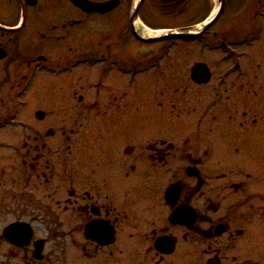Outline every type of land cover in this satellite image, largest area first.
I'll use <instances>...</instances> for the list:
<instances>
[{
	"label": "flooded vegetation",
	"instance_id": "flooded-vegetation-1",
	"mask_svg": "<svg viewBox=\"0 0 264 264\" xmlns=\"http://www.w3.org/2000/svg\"><path fill=\"white\" fill-rule=\"evenodd\" d=\"M263 65L264 0H0V264H264ZM140 75L136 154L101 119Z\"/></svg>",
	"mask_w": 264,
	"mask_h": 264
},
{
	"label": "rangeland",
	"instance_id": "rangeland-1",
	"mask_svg": "<svg viewBox=\"0 0 264 264\" xmlns=\"http://www.w3.org/2000/svg\"><path fill=\"white\" fill-rule=\"evenodd\" d=\"M255 52V56H257ZM171 58L175 59L176 62L172 64L173 66L171 68H168L167 73H177L179 72L178 70H181L183 68L184 63L181 62L183 57L179 56L177 52H175V54ZM250 64L251 63L248 62L247 67L250 66ZM113 76L115 75L111 74L108 77L111 85L109 86V84L106 82V89L109 88L111 90H115L120 85L124 86L122 81H115V78ZM146 80L147 76H138L135 86L133 87L132 85H130L127 87V89L129 90L135 89V91L137 92L135 100L131 103H125V101L120 102L119 108L113 109V111L108 114L109 118L104 117L101 119L103 131L111 133L114 131V129H119V131H116L117 134L113 137V140L116 141L118 145L129 144L132 150H136V154L138 153V147L145 144L147 139L152 136V134H149L150 132H148L147 127L155 122L151 118V110L146 106L145 100L141 98V96L143 95L142 92L144 86L146 85ZM13 83L14 82H11L10 84ZM37 89L38 86H36L35 84L28 89L26 93V100L28 101V104L26 107L22 108L21 113L14 121H24L26 123L32 122L34 111L40 108V103L42 102L43 97L46 94ZM102 93L103 92H101V95H103ZM112 94L114 95L116 94V92ZM251 101L252 99L250 100V102ZM1 115L2 113H0V116ZM169 130L170 133L168 132L167 134H169L170 138L185 136V133L188 132L187 129H184V127L179 125L178 123L175 125H171L169 127ZM19 132L20 130H17L16 132L15 129L10 128L4 131L0 130V143H9L11 145L14 144L15 138L17 137ZM8 153L9 151H4L2 155Z\"/></svg>",
	"mask_w": 264,
	"mask_h": 264
},
{
	"label": "bare ground",
	"instance_id": "bare-ground-1",
	"mask_svg": "<svg viewBox=\"0 0 264 264\" xmlns=\"http://www.w3.org/2000/svg\"><path fill=\"white\" fill-rule=\"evenodd\" d=\"M156 35H158V34H156V33L155 34H150V36H156Z\"/></svg>",
	"mask_w": 264,
	"mask_h": 264
},
{
	"label": "water",
	"instance_id": "water-1",
	"mask_svg": "<svg viewBox=\"0 0 264 264\" xmlns=\"http://www.w3.org/2000/svg\"><path fill=\"white\" fill-rule=\"evenodd\" d=\"M198 73V72H197Z\"/></svg>",
	"mask_w": 264,
	"mask_h": 264
}]
</instances>
